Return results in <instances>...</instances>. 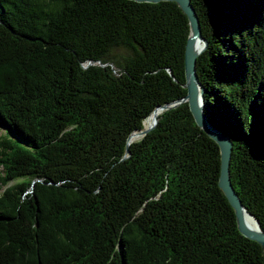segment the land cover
<instances>
[{
	"label": "trees",
	"instance_id": "1",
	"mask_svg": "<svg viewBox=\"0 0 264 264\" xmlns=\"http://www.w3.org/2000/svg\"><path fill=\"white\" fill-rule=\"evenodd\" d=\"M192 4L203 112L264 231V0ZM190 35L171 0H0V264H264L187 102L128 146L186 98Z\"/></svg>",
	"mask_w": 264,
	"mask_h": 264
},
{
	"label": "water",
	"instance_id": "2",
	"mask_svg": "<svg viewBox=\"0 0 264 264\" xmlns=\"http://www.w3.org/2000/svg\"><path fill=\"white\" fill-rule=\"evenodd\" d=\"M135 2H144V3H153V2H164L167 0H131ZM171 2L177 3L180 8L184 10V13L187 15L190 28H191V35L190 40L187 42L186 52H185V72H186V84L184 87L187 89L188 94L186 98L179 99L172 104H164V106H160L157 109L170 110L172 108L178 107L181 103L187 102L189 107H191V111L194 115V119L197 125L204 131L209 138H211L215 143L218 144L220 149V174L218 179V186L221 190H223V194L225 195L226 199L231 204L232 209L235 212L237 226L239 232H241L244 237L257 241L258 244L264 249V231L260 229L259 223L257 218H254L251 214L248 215L255 220L258 229L257 230H250L246 227L243 218V210L246 211L244 204L241 203L237 193L235 192L229 174V165L230 157L232 152V141L226 135L222 134L220 130L212 126L208 120L206 115L203 112L204 107V87L201 85L199 76L197 73V60L198 57L203 54L205 49L207 48V40H205L202 36L201 24L200 19L198 16V12L196 8L192 4V0H171ZM199 42H202V46L197 45ZM159 122V118L152 124L148 129H144L139 131V135L145 136L147 135L150 130L154 129ZM137 132V131H136ZM135 132V133H136ZM133 133L130 138L135 135ZM128 146H130L128 142ZM127 146V147H128ZM129 154V147L128 152Z\"/></svg>",
	"mask_w": 264,
	"mask_h": 264
},
{
	"label": "bare ground",
	"instance_id": "3",
	"mask_svg": "<svg viewBox=\"0 0 264 264\" xmlns=\"http://www.w3.org/2000/svg\"><path fill=\"white\" fill-rule=\"evenodd\" d=\"M197 45L199 46H202V42H199V44L197 43ZM158 111L154 112L152 117H148L145 122H144V125H145V129H148L152 124L155 123V121L157 120V117L162 114V109H156ZM154 120V121H153ZM153 121V122H152ZM139 131H137L135 133V135H133L130 140H129V144H131L132 142H134L136 139H138L139 137ZM243 218H244V223L246 225V227H248L250 230H257L258 227H257V224L255 222V220H253V218H251L249 215H248V212L243 210Z\"/></svg>",
	"mask_w": 264,
	"mask_h": 264
},
{
	"label": "rangeland",
	"instance_id": "4",
	"mask_svg": "<svg viewBox=\"0 0 264 264\" xmlns=\"http://www.w3.org/2000/svg\"><path fill=\"white\" fill-rule=\"evenodd\" d=\"M144 129H145V125H144ZM4 133L2 129H0V134ZM143 136L142 135H139L138 139H141ZM14 182V181H12Z\"/></svg>",
	"mask_w": 264,
	"mask_h": 264
}]
</instances>
